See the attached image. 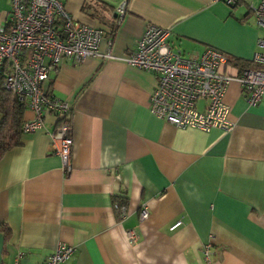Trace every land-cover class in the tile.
<instances>
[{
	"label": "crops",
	"instance_id": "1",
	"mask_svg": "<svg viewBox=\"0 0 264 264\" xmlns=\"http://www.w3.org/2000/svg\"><path fill=\"white\" fill-rule=\"evenodd\" d=\"M63 1L75 21L103 30L100 53L118 59L63 61L51 71L45 92L72 108V170L63 171L52 147L51 114L46 131L22 135L4 156L0 264H45L61 243L76 248L66 264H264V100L248 106L234 82L225 97L231 132L181 130L149 110L158 75L119 59L156 25L171 31L175 50L217 49L229 60L221 72L240 76L255 69L264 37L250 9L258 0L234 8L216 0ZM11 11V0H0V30L9 31ZM33 117L28 109L26 120ZM117 196L127 199L125 218Z\"/></svg>",
	"mask_w": 264,
	"mask_h": 264
},
{
	"label": "built area",
	"instance_id": "2",
	"mask_svg": "<svg viewBox=\"0 0 264 264\" xmlns=\"http://www.w3.org/2000/svg\"><path fill=\"white\" fill-rule=\"evenodd\" d=\"M216 1L234 8L243 0ZM11 3L10 29L0 30V83L20 100L27 101L34 115L24 122V134L46 131L47 114L57 118L58 124L49 136L63 171L70 173L74 145L72 108L67 101L48 95L44 85L51 71L63 61L81 64L93 58L118 57L111 50L100 53L103 30L75 21L63 0H11ZM250 9L256 24L264 31V0H258V5L252 4ZM117 14L119 27L127 15L126 3L118 7ZM170 36L167 28L148 26L136 49L119 58L129 66L158 75L157 87L150 95V112L181 130L231 132L235 123L225 97L232 83L240 85L248 106L256 107L264 100V37L258 40L253 57L255 69H245L234 77L221 72L229 61L221 51L208 48L203 54L185 56L172 47ZM127 215V209H122L121 216ZM148 217L149 211L144 208L141 218ZM75 253L74 246L61 243L45 264H66ZM15 264H21L20 259Z\"/></svg>",
	"mask_w": 264,
	"mask_h": 264
},
{
	"label": "trees",
	"instance_id": "3",
	"mask_svg": "<svg viewBox=\"0 0 264 264\" xmlns=\"http://www.w3.org/2000/svg\"><path fill=\"white\" fill-rule=\"evenodd\" d=\"M244 68L252 67L249 63ZM28 103L20 100L12 92L5 90L0 83V162L12 149L22 145L23 124L26 121ZM117 212L121 216L122 209H127L126 197L117 196Z\"/></svg>",
	"mask_w": 264,
	"mask_h": 264
}]
</instances>
